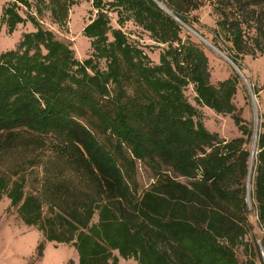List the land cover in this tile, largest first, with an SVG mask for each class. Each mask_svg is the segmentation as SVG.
<instances>
[{"label":"trees","instance_id":"1","mask_svg":"<svg viewBox=\"0 0 264 264\" xmlns=\"http://www.w3.org/2000/svg\"><path fill=\"white\" fill-rule=\"evenodd\" d=\"M75 1L49 0L55 22L65 23ZM158 1L178 20L154 0H92L84 60L32 11L20 13L28 0L3 7L8 33L26 20L35 30L0 53V152L49 146L52 154L37 192H25L24 176L11 174H0V191L45 240L71 243L78 264H117L114 250L138 264H240L235 247L250 228L247 176L264 232V124L251 156L253 129L233 101L238 74L213 83L202 44L182 35L183 25L192 26L184 13L199 0ZM213 2L236 64L264 52V0ZM110 7L118 24L131 19L148 33L156 59L111 25ZM189 85L198 106L230 115L240 135L209 131L187 99ZM137 162L152 178L141 190ZM42 249L41 241L38 257Z\"/></svg>","mask_w":264,"mask_h":264},{"label":"rangeland","instance_id":"2","mask_svg":"<svg viewBox=\"0 0 264 264\" xmlns=\"http://www.w3.org/2000/svg\"><path fill=\"white\" fill-rule=\"evenodd\" d=\"M10 1L13 0H0V53L15 48L24 33L35 30L34 25L26 20L24 23L17 24L13 32H7L6 25L1 22V15L3 7ZM28 1L31 3L30 8L19 3L20 13L24 17L29 10L32 11L44 28L52 30L56 38L70 44L77 59L84 60L88 57L91 52L90 39L82 34V29L95 15L96 10L92 7V0H76V3L69 8L65 23L55 22L52 18L49 0ZM36 7L41 9L40 13L36 14ZM115 10L114 7L109 8L111 25L121 27L131 40L144 47L143 50L146 53L149 50L152 52L150 59H156L160 50L157 45L153 49L146 48L149 44L152 45L148 40V33L131 19L118 24ZM184 14L192 26L183 25L182 35L190 34L193 40L202 44L208 57L211 81L216 83L234 73L238 74L239 81L233 101L242 109L245 123L253 129L248 148L255 153L256 131L261 128V123L264 124V52H256L254 56H238L237 64L234 62L230 51L231 43L218 26L217 21L221 15L216 10L213 0H199L196 9L191 8ZM215 43L217 45H214ZM99 66L105 67L104 60L99 61ZM234 66L239 69L241 75ZM185 94L187 99L198 107L200 119L209 131L216 132L224 139L240 135L230 115L218 114L206 106H198L195 103V93L191 85L186 88ZM49 141L47 139V142ZM51 154L49 146L43 149H32L20 145L2 150L0 152V174H11L12 179L24 176V191L37 192L41 185L44 160ZM136 165L137 180L139 190H141L149 185L152 178L143 165L138 162ZM251 166L252 161L249 162V168ZM14 171L18 172V175H13ZM181 180L185 181V179ZM245 184L249 192L253 186L248 176ZM248 192L246 202L250 228L243 238V243L235 247V253L240 264H264V232L258 226L255 209L252 207L253 200L250 199ZM42 212L48 214L46 204H43ZM96 219L95 215L93 220ZM41 241L43 242L42 255L38 257L37 246ZM112 252L117 253L116 250ZM0 264H78V262L76 250L71 243L45 240L38 226L25 224L18 214L17 207L11 205L5 192L0 191ZM126 264H138V262L134 258H129Z\"/></svg>","mask_w":264,"mask_h":264},{"label":"crops","instance_id":"3","mask_svg":"<svg viewBox=\"0 0 264 264\" xmlns=\"http://www.w3.org/2000/svg\"><path fill=\"white\" fill-rule=\"evenodd\" d=\"M73 246V245H72ZM74 247V246H73ZM75 248V247H74ZM76 250V249H75ZM76 253H77V250H76ZM113 255H116L118 257V261H117V264H126V262L129 260V258L125 259V258H122L118 253H114L112 252ZM79 260V256H78V253H77V262Z\"/></svg>","mask_w":264,"mask_h":264},{"label":"water","instance_id":"4","mask_svg":"<svg viewBox=\"0 0 264 264\" xmlns=\"http://www.w3.org/2000/svg\"><path fill=\"white\" fill-rule=\"evenodd\" d=\"M162 9H164L167 13H169L170 15H172L176 20H178L177 19V17L176 16H174L170 11H168L163 5H162V3L160 2V1H158V0H154ZM235 67V69L237 70V72L241 75V72L239 71V69L236 67V66H234ZM252 154H253V151L251 152V156H252Z\"/></svg>","mask_w":264,"mask_h":264}]
</instances>
